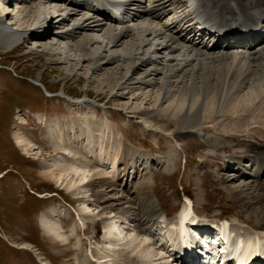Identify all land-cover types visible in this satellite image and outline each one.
I'll list each match as a JSON object with an SVG mask.
<instances>
[{"label": "rangeland", "instance_id": "1", "mask_svg": "<svg viewBox=\"0 0 264 264\" xmlns=\"http://www.w3.org/2000/svg\"><path fill=\"white\" fill-rule=\"evenodd\" d=\"M44 1L0 0V11L2 5L5 9L0 17L8 16L6 21L0 20V26L14 19V22L19 21L16 28L22 23L23 27H34L44 13H49L50 22V26L37 30L40 34L36 38H24L14 50L0 44V264H96L93 256L101 262L106 255L115 254L119 255L115 264H131L128 256L135 259L136 264H148L153 257L150 258L149 253L148 258L141 257V252L146 254L148 245L145 240L144 244L142 236L141 242L137 240L131 245L135 253L131 248L126 250L131 239L123 243L125 249L121 253L119 248L106 245L113 241L111 237L105 238L106 223L135 224V228L129 230L130 226H125L126 233L133 234L132 238L138 236L141 229H151L155 221V228L159 227V219L166 222L162 211L173 220L175 211L189 197L195 212L201 216L200 221L217 222L226 217L233 231L249 237L252 230L248 225L236 221L240 219L253 226L259 220L254 214L257 212L248 215L233 195L254 179L234 180L238 172L224 176L214 166L217 159L237 156L243 149H222L225 141L207 127L189 135L179 132L163 115L164 107L150 110V114L151 120L154 117V127L170 126L168 133L148 129L135 113L136 103L128 98L130 95H113L103 84L116 64L95 75L89 70V63L79 65L73 61L75 55L81 53H75L74 39L64 36H69L77 21L67 18L60 25L57 15L63 14L66 18L71 14L62 1L46 10H31ZM149 1L143 0V3L147 5ZM87 36L95 39L87 55L98 54L103 49L110 57L132 51L127 45L117 49L109 47L102 34L89 31L82 37ZM146 70L142 69L141 73ZM72 98L75 100H70ZM233 99L224 103L221 113L234 112ZM147 107L143 106V112ZM101 140L106 149L105 158H112L113 162L118 153L117 168L124 177L118 182L113 183L110 164L104 169L95 166L98 159L94 156L99 150L95 143ZM91 144L92 155L82 159L79 153L85 152ZM125 148L142 152V159L126 167ZM144 154L149 158L145 159ZM84 160L90 161L92 166L89 170L93 178L88 187H64L50 177L51 172L58 173L70 164L81 165L86 163ZM245 168L251 172L250 164L246 163ZM119 197L123 199L117 201ZM53 223L58 224L57 229L50 226ZM59 235L65 239H59ZM156 249L152 253H156ZM156 264H165V261Z\"/></svg>", "mask_w": 264, "mask_h": 264}, {"label": "bare ground", "instance_id": "2", "mask_svg": "<svg viewBox=\"0 0 264 264\" xmlns=\"http://www.w3.org/2000/svg\"><path fill=\"white\" fill-rule=\"evenodd\" d=\"M60 1L64 2L71 10V14H68L66 18L62 16L63 14L57 15V18L60 19V25L66 22L67 18L79 22L75 23L69 36H64L68 40L74 39L76 45L71 47L76 48L77 52H71L81 53L75 55V60H71L78 62L79 65L89 63V70H93L95 75L103 71L105 67L116 64L117 67L115 66L113 72L107 77L105 76L106 79L104 78L103 84L106 85V89L112 91L111 94L113 95L122 97L130 95L128 98L136 103L135 113L141 116L148 129L151 127L153 130L167 132L166 130L170 126L154 127V117L151 120L150 114V110L164 107L163 115L169 118V123L177 127L179 132L185 131L184 133L189 135L201 132L204 127L205 129L209 128L213 132L216 131L218 138L225 141L222 149H243L237 156L227 155L219 158L223 167L219 165L221 163L218 161L215 162L214 166L226 176L230 174L233 167H242L244 162L251 163V170L255 178L242 173L234 176L233 179L240 180L248 177L254 181L240 186V191L233 196L248 215L251 216L252 213L257 212L254 214L264 225V31H261L260 28V24H264V0H191L196 3V6L193 13L184 18L189 17L186 24H184L186 20L171 23L168 16L174 10L182 9L188 0H152L147 5L143 3V0H134L129 3H127L129 0H119L123 3L121 4L122 8L114 10L115 12H111L108 8L99 11L100 4L96 2V5H93L89 3L92 2L89 0L83 1L85 6L81 0H45L41 5H36L31 10L35 11L39 8L46 10L51 7L50 5H59L58 2ZM107 6L108 4H106ZM31 10L29 13L32 12ZM0 12H5L3 5ZM59 12L62 13L63 10L59 9ZM179 12L177 13L180 14ZM48 14L44 13L40 22L34 23V27L30 28L23 27V23L19 28H16L19 21L14 22V19H11L7 25L1 24V46L5 49L14 50L24 38H36L40 34L37 30L40 31L46 26H50ZM2 15L0 20L6 21L7 15ZM40 15L37 13V17ZM193 21H202L203 24H199L200 26L205 25L225 33L231 31L235 33L233 35L226 34L222 38L220 37L222 34L216 36L207 31L199 30L196 32L193 31ZM244 27L251 31L242 38L238 32ZM69 28L71 27L69 26ZM89 31L102 34L104 41H108V46L111 48L113 46V49L127 45V47L132 48V51L127 54L124 51L126 55L118 53V55L114 54L115 56L110 57L106 54L107 51L103 49L98 54L87 55L90 44L95 41L89 36L82 37ZM144 68L147 70L141 73ZM230 98L235 100V105L232 102L234 109H231L234 112L231 113L228 110L229 113L226 111L225 114L221 113L224 103ZM145 105H148L149 108L147 107V110L143 112L142 108ZM88 109L91 112V108ZM59 139L62 141V136ZM95 144L97 145L96 148L99 149L97 155L94 156L98 159L95 166L104 169L107 164H110L113 170L111 171L113 183L122 180L123 174L117 168L118 153L112 162V158L104 157L106 152L104 141L101 140L99 143L97 141ZM123 146L122 144L121 147ZM86 148L85 152L79 153L82 159H89L92 155V144ZM140 153L133 152L132 148H125L123 156L126 160V167L129 163L133 165L138 163L142 159ZM73 156L76 157V155ZM136 157L140 159L137 160ZM143 157L149 158L147 154H144ZM90 167H92L90 161L81 165L70 164L69 167L59 170L58 173L51 172L50 177L54 178L56 183L61 184V186H69L75 189L76 187L87 186L88 183L92 182L93 175H90ZM74 177L75 179H73ZM224 179L222 178V180ZM256 191L259 193L262 191L263 194H257ZM189 198H187L174 224L162 223L159 219L157 220L158 229L154 227L149 230L141 229L139 235L132 238L131 235L133 234L131 232L126 233V231L131 227L135 228V224L124 223L125 226H130L126 229L123 223H121L122 225H116L114 222L106 223L105 238H113V241L106 242V245H113L119 248L121 252L122 249H125L123 243L126 240L131 239L126 249L128 250L129 248L132 249L131 245L135 244L137 240L141 242L139 238L142 236L144 238L142 241L145 240L148 245L145 250L146 254H143L144 251L141 252V257L148 258L147 253H149L150 258L153 257V261H147L148 264H156L157 261H165V264H179L175 255L166 247L169 245L170 249L174 251L179 247V242L189 246V243L192 242L196 247L200 244V237L203 238L202 242L204 241L206 246V250L203 252L206 253V257H204L206 263L203 264H228L227 256L224 255L229 253L236 243L248 246V248L255 247V251L260 248L264 250V227L257 223L259 220L253 226L245 221H240V219L236 221L241 225H248L247 227L252 230L249 237H243L244 233L238 234L233 231L230 228L231 221L228 219H225L220 226H214L216 233L212 237L200 232L199 227H193L197 222V224L207 222L199 220L194 210L193 201ZM122 199L119 197L116 200L121 201ZM258 212H260V216L261 214L263 216L260 217ZM162 213L165 216V211ZM154 225H156V221ZM207 225L209 224L203 226ZM50 226L57 229L58 224L53 223ZM204 229L202 228V230ZM49 230L53 232L51 228ZM193 236L195 237L193 238ZM211 238L215 239L213 246L210 243ZM59 239H65V237L59 235ZM143 242L139 245H142ZM156 245L158 249H156ZM56 246L57 248L60 247L59 245ZM154 249H156V253H152ZM132 251L136 252L134 249ZM59 252L62 250L59 249ZM117 256L119 255H106L101 262L97 259L98 257L93 256V258L96 260V264H115L119 258ZM190 256L191 253L183 252L184 258H190ZM195 256L197 257V254ZM127 258H129V263L136 264L135 259L130 256ZM218 258L220 262H218ZM236 261L237 264L245 263L243 257H239Z\"/></svg>", "mask_w": 264, "mask_h": 264}]
</instances>
